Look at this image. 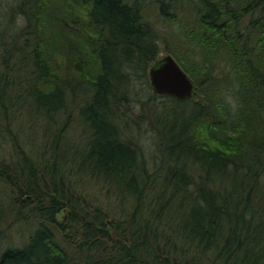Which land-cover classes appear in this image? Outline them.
I'll list each match as a JSON object with an SVG mask.
<instances>
[{"label":"trees","instance_id":"16d2710c","mask_svg":"<svg viewBox=\"0 0 264 264\" xmlns=\"http://www.w3.org/2000/svg\"><path fill=\"white\" fill-rule=\"evenodd\" d=\"M0 5V264H264V0ZM161 51L191 97L152 90ZM30 111L39 153L11 132Z\"/></svg>","mask_w":264,"mask_h":264},{"label":"rangeland","instance_id":"374dc122","mask_svg":"<svg viewBox=\"0 0 264 264\" xmlns=\"http://www.w3.org/2000/svg\"><path fill=\"white\" fill-rule=\"evenodd\" d=\"M0 8L2 9L3 6L0 5ZM167 53L165 51H161V54ZM25 118L20 122L19 126H13L11 124V132L14 137H16L21 144L24 145L25 141L31 142V144L34 145V150L39 153L41 151L43 143L48 140L51 136V130L53 131V127L49 120L43 119L42 117H37L33 114L32 111H30V114L24 116ZM70 135L69 138H79L80 140V146L82 149L85 148V144L88 141L89 134H88V128L85 126V128L82 125H79L75 123L73 126H71ZM83 128L85 130V133L83 131ZM153 129H150L148 126H141L139 128V135L138 136V142L143 144V147L147 149L148 153L151 151V145H152V135L154 134ZM81 137H78L80 136ZM9 137L7 136V139ZM24 141V142H22ZM11 142V140H10ZM36 142V143H35ZM26 148V147H25ZM28 151V149L26 148ZM31 156H35L36 152L29 153ZM69 177L71 175L68 174ZM73 178V177H72ZM75 178V177H74ZM73 178V179H74ZM82 180L86 183V187H84V190L87 191V193H90V195H96L99 197L98 200H116L113 196V192L109 190L108 192L104 188V185H101L97 182H94L92 180L87 181L86 179L82 178ZM6 200H11L10 197L8 199H5V204L7 203ZM11 218L7 221L10 222ZM9 223L7 227V233L9 234V238L13 241L17 239L19 243H23L27 236L29 235L30 231H32L33 223H29L26 225H22L20 223ZM110 223V219H108V224ZM6 229V228H5Z\"/></svg>","mask_w":264,"mask_h":264},{"label":"water","instance_id":"95a60500","mask_svg":"<svg viewBox=\"0 0 264 264\" xmlns=\"http://www.w3.org/2000/svg\"><path fill=\"white\" fill-rule=\"evenodd\" d=\"M148 77L152 90L158 94L187 99L195 92L193 79L168 52L149 67Z\"/></svg>","mask_w":264,"mask_h":264},{"label":"clouds","instance_id":"9594fccd","mask_svg":"<svg viewBox=\"0 0 264 264\" xmlns=\"http://www.w3.org/2000/svg\"><path fill=\"white\" fill-rule=\"evenodd\" d=\"M19 19H20V20H23V17H20Z\"/></svg>","mask_w":264,"mask_h":264}]
</instances>
